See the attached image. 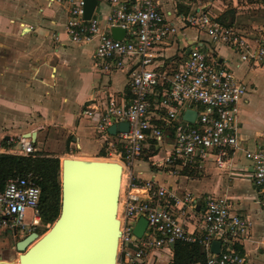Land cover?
<instances>
[{
    "label": "built area",
    "instance_id": "2783aa9c",
    "mask_svg": "<svg viewBox=\"0 0 264 264\" xmlns=\"http://www.w3.org/2000/svg\"><path fill=\"white\" fill-rule=\"evenodd\" d=\"M48 1L69 5L66 32L71 41H96L94 55L103 70L121 69L128 75L130 103H122L116 95H110L96 126L106 149L116 152L112 155L124 168L118 207L121 236L117 264L141 263L148 250L178 242H200L209 248L221 235L219 254L209 253L205 261L191 264H245V255L233 243L250 234L252 223L246 216L232 214L225 197L206 198L203 235L197 237L174 212L189 214L195 205L194 195L190 192L180 195L171 186L133 173L136 161L152 144L155 151L150 150L153 152L151 164L171 175L185 169H200L210 156L214 157L217 167L228 168L233 153L240 147L239 113L248 92L244 81L232 68L219 65L199 47L190 50L170 78L157 72L156 50L167 39L178 35L179 28L168 21L156 0H108L111 11L106 17L107 25L110 29L124 28L130 34L129 39H124L125 35L122 40L107 33L98 17L85 18L86 0ZM181 18L185 25L205 32L212 42L234 47L242 62L257 64L264 59V46L253 45L248 33L220 22L208 12L197 11ZM165 84L169 86L161 91L155 106L151 101L153 91ZM184 108L197 111L195 122L178 126L172 147L165 148L157 157L155 154L163 147L166 131L181 120L180 110ZM95 109L93 104H87L83 114L93 116ZM120 122L129 123L128 131L112 135L109 127ZM20 150L22 155L37 154L30 138L21 140ZM246 157L253 163V182L262 193L264 208V149L246 151ZM138 188H146L149 195H141L136 191ZM40 198L41 188L33 173L9 178L0 191V229L15 235L39 226ZM28 209L34 212L31 223L25 221ZM140 216L148 220L142 237L134 233Z\"/></svg>",
    "mask_w": 264,
    "mask_h": 264
},
{
    "label": "crops",
    "instance_id": "0c3cea01",
    "mask_svg": "<svg viewBox=\"0 0 264 264\" xmlns=\"http://www.w3.org/2000/svg\"><path fill=\"white\" fill-rule=\"evenodd\" d=\"M156 1L168 21L179 28L178 35L167 39L156 50L157 72L170 78L172 71L186 60L188 50L199 47L219 65L232 68L244 81L248 92L239 113L240 147L233 153L228 168L220 169L210 156L200 169H185L171 175L151 164L152 152L146 148L136 161L133 173L136 177L171 186L180 195L192 193L196 201L190 213L174 212L197 237L203 235L206 198L225 197L232 214L246 216L252 223L250 234L235 239L234 248L245 255V264H264L262 193L254 185L253 163L246 157V151L264 149V59L257 64L242 62L234 47L212 42L205 32L185 25L181 18L197 11L208 12L220 22L248 33L253 45L264 46V5L259 3L260 7L254 0ZM110 11L108 0H97L93 16L98 17L104 30L111 34L106 20ZM68 18L67 3L0 0V154L22 155L20 142L28 132H36L38 156L61 158L69 154L91 159L106 153L116 154L113 149H106L104 139L96 133V126L110 95H116L122 103H130L127 72L103 70L94 55L96 41H71L66 32ZM125 35L124 39L130 38V34ZM168 86L154 89L151 101L155 106L162 96L161 91ZM87 104L95 106V115L83 114ZM186 110H180L181 120L166 131L163 147L155 154L157 157L165 148L172 147L176 128L189 124L183 119ZM6 136L9 138L5 139ZM136 191L146 197L149 195L146 188ZM141 217L144 216L137 222ZM222 239L221 235L214 240L222 242ZM180 244L148 250L138 264H176V258L181 263L188 258L197 259L192 251L182 250ZM210 248L211 245L209 248L203 245L200 252L207 256L212 253ZM187 252L190 253L187 255ZM16 260L18 256L6 262ZM0 264H3L1 260Z\"/></svg>",
    "mask_w": 264,
    "mask_h": 264
},
{
    "label": "water",
    "instance_id": "95a60500",
    "mask_svg": "<svg viewBox=\"0 0 264 264\" xmlns=\"http://www.w3.org/2000/svg\"><path fill=\"white\" fill-rule=\"evenodd\" d=\"M96 4L97 0H86V19L92 17ZM125 34L124 28H112L115 39L122 40ZM196 116V110L187 109L183 119L194 123ZM128 128V122H120L108 131L115 135ZM23 137L36 142V132ZM123 169L116 161L87 160L66 154L60 164V214L43 235L34 231L16 243L19 264H117L121 236L117 214ZM147 227L148 220L141 217L134 233L142 237ZM221 246V241L213 240L210 251L219 254ZM17 256L3 257L1 261L8 264L7 260Z\"/></svg>",
    "mask_w": 264,
    "mask_h": 264
},
{
    "label": "trees",
    "instance_id": "16d2710c",
    "mask_svg": "<svg viewBox=\"0 0 264 264\" xmlns=\"http://www.w3.org/2000/svg\"><path fill=\"white\" fill-rule=\"evenodd\" d=\"M34 146L37 148V142L34 143ZM150 150L155 151L154 144H152V148ZM60 164L61 159L55 156L19 155L12 153L0 154V191L4 189L7 180L11 177L24 175L29 172L36 176L37 183L41 188L39 205L41 219L40 224H42L41 226L44 229L53 224L60 214ZM35 232L40 235L42 234V231L37 229ZM178 243H181L180 245L182 250L192 251V255L197 256V259L195 258V260H191L188 258L187 262L181 263L179 258H176V264H191L206 260L207 256L200 252V248L203 246L200 242ZM189 253L190 252H187V255Z\"/></svg>",
    "mask_w": 264,
    "mask_h": 264
},
{
    "label": "rangeland",
    "instance_id": "374dc122",
    "mask_svg": "<svg viewBox=\"0 0 264 264\" xmlns=\"http://www.w3.org/2000/svg\"><path fill=\"white\" fill-rule=\"evenodd\" d=\"M254 1H258L257 2L258 4L260 3L261 5H264V0H254ZM248 2H251V0H248ZM260 4H259V6H260ZM65 156L66 155L62 156L60 159L62 160V158H64ZM112 156H114V155H109L106 153V155H104V156L99 155V156H96V157L91 158V159L115 160V158ZM71 157H77V156H71ZM77 158L90 160V158H83V157H77ZM33 214H34L33 210L28 209L26 212L25 221H27L28 223H31V221L33 219ZM41 225L42 224H40L36 228L30 227V228H28V229H26L20 233H17L15 235L13 233L9 232L8 230L0 229V231H1L0 232V260L3 257L17 256L18 255V252L16 251V242L17 241L23 239L24 237L29 235L31 232H34L35 229L42 231L41 235H43L46 231L49 230V228L51 227L52 224L50 226H47L45 229Z\"/></svg>",
    "mask_w": 264,
    "mask_h": 264
},
{
    "label": "bare ground",
    "instance_id": "6f19581e",
    "mask_svg": "<svg viewBox=\"0 0 264 264\" xmlns=\"http://www.w3.org/2000/svg\"><path fill=\"white\" fill-rule=\"evenodd\" d=\"M87 160H89V159H87ZM90 160H95V159H90ZM112 161H116V162H119V161H117V157H115V160H112ZM120 163V162H119ZM117 216H118V218H119V210H118V214H117ZM19 264L20 263V259H19V255H18V260L17 261H13V262H11L10 264Z\"/></svg>",
    "mask_w": 264,
    "mask_h": 264
},
{
    "label": "flooded vegetation",
    "instance_id": "af4514ba",
    "mask_svg": "<svg viewBox=\"0 0 264 264\" xmlns=\"http://www.w3.org/2000/svg\"><path fill=\"white\" fill-rule=\"evenodd\" d=\"M17 242H18V241H17ZM17 242H16V243H17Z\"/></svg>",
    "mask_w": 264,
    "mask_h": 264
}]
</instances>
